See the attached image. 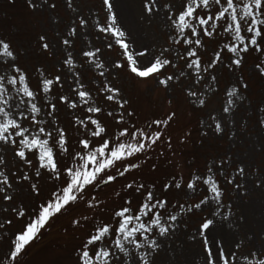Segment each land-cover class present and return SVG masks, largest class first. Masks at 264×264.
<instances>
[{
  "label": "snow or ice",
  "instance_id": "6c2138e0",
  "mask_svg": "<svg viewBox=\"0 0 264 264\" xmlns=\"http://www.w3.org/2000/svg\"><path fill=\"white\" fill-rule=\"evenodd\" d=\"M23 2V28L0 32V203L23 217L41 181L53 190L14 233L8 264L73 202L95 211L70 220L87 226L71 264H173V237L202 238L203 264H264V223L225 204L245 181L264 194V0H140L141 40L117 0H102L103 21L85 0ZM101 34L115 44L88 39ZM121 73L163 87L162 118L139 115ZM184 108L196 125L175 131ZM101 186L108 200L90 191Z\"/></svg>",
  "mask_w": 264,
  "mask_h": 264
},
{
  "label": "rangeland",
  "instance_id": "374dc122",
  "mask_svg": "<svg viewBox=\"0 0 264 264\" xmlns=\"http://www.w3.org/2000/svg\"><path fill=\"white\" fill-rule=\"evenodd\" d=\"M85 2L92 8L93 17L103 21L104 12L101 11L102 0H85ZM139 7L140 0H117L116 10L119 11L120 15L127 22L131 29V35L137 40H141L146 35H150V33L137 22ZM28 19L29 17L25 11L23 0H15L14 4L10 3L9 0H0V32H4L5 34L16 33L23 28ZM93 31L97 32L98 30L94 29ZM88 39L102 48V40L115 44L112 37L108 34L94 35ZM77 47H79V42H77ZM89 47H91V45H89ZM136 47L137 45L129 42L130 51ZM105 54L112 57L120 55L118 46H114L111 52H106ZM30 59L34 62L35 58L32 57ZM249 67H251V65H249ZM110 70L109 68V71ZM119 82L123 84L132 95L133 101L139 109V115L148 117H153L155 115V118H162L167 109L166 93L162 86L161 88H156L153 84L150 89L144 86H137L124 73H121ZM55 94V91H53L52 95L55 96ZM196 120L197 113L191 112L186 108L182 109L180 123L174 126L175 131H179L180 127L185 123L195 126ZM255 139L256 137L253 136L252 140ZM256 148L259 149L258 144ZM192 151L194 150L190 149L188 153L181 154V156L185 157V159L181 160V163L192 164L194 162L195 157L190 154ZM178 159H180V157H178ZM229 171L231 172L232 170L230 169ZM126 177L131 178L128 174H126ZM240 179V177H237V182H239ZM252 180H254V177L249 176V181ZM221 182L223 183V178H221ZM57 183L59 182L57 181ZM41 184L43 190L39 195L33 194L32 197L24 198L28 207L27 213L23 217H15L7 203H0V225H3V228H0V264H8V259L4 256V253L9 251L8 245L14 240V233L28 221L35 211L36 206L39 205L43 199L48 198L50 191L53 190L52 181H41ZM245 186L249 189L246 194L244 191L237 193L234 190H229L227 197H231V200L226 197L225 204H232V212L235 219L239 220L241 215H245L247 217L248 226L258 228L261 223H264V194L256 190L248 181H245ZM115 187L119 189V184L115 185ZM231 188L232 186L230 185L229 189ZM25 191H27V188H25ZM90 191L96 193L103 200H108V195L110 194V188H105L103 186H101L100 189H90ZM85 196H87V193ZM112 199H115V197ZM6 208H8V211H5ZM224 210L225 209H222V211ZM93 211H88L87 206L80 204V202H73L72 207H65L62 212L56 214L42 227L38 235L26 245L22 254L13 261V264H71V261L76 255L72 252V247L79 242L84 232L87 230V226L77 229L75 225L70 224V220L72 218H77L78 215L91 217L93 216ZM204 215H207V210H205ZM5 219H10L12 221L10 226L4 223ZM181 230L182 232H195V225L194 223H190L186 227L182 224ZM177 235H180V233ZM200 239L202 238H198L197 242L185 244L183 238L177 239L173 237L168 240L165 245L167 249V258L173 261V264H203L204 253L199 243Z\"/></svg>",
  "mask_w": 264,
  "mask_h": 264
}]
</instances>
